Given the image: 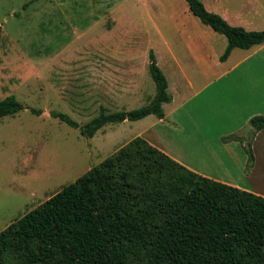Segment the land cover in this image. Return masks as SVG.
Listing matches in <instances>:
<instances>
[{"label": "rangeland", "instance_id": "374dc122", "mask_svg": "<svg viewBox=\"0 0 264 264\" xmlns=\"http://www.w3.org/2000/svg\"><path fill=\"white\" fill-rule=\"evenodd\" d=\"M200 1L209 5L210 0ZM233 1L222 8L249 12L256 31H264V0ZM203 31L213 32L188 11L185 0H0V100L14 96L24 107L0 117V232L142 130L139 122L124 121L86 138L51 112L83 126L101 109L114 113L144 107L155 95L150 52L171 84L169 94L176 93L174 77L183 78L180 68L197 89L212 78L211 72L240 56L236 50L221 61L227 47L221 37L223 43H213L207 52L213 57L196 62L200 53L185 36ZM187 86L181 83L174 103L190 96Z\"/></svg>", "mask_w": 264, "mask_h": 264}, {"label": "trees", "instance_id": "16d2710c", "mask_svg": "<svg viewBox=\"0 0 264 264\" xmlns=\"http://www.w3.org/2000/svg\"><path fill=\"white\" fill-rule=\"evenodd\" d=\"M203 25L223 35L227 47L264 44V31L232 26L200 0H185ZM153 99L133 111L99 114L83 126L68 115L50 116L92 138L103 126L164 117L168 84L149 54ZM24 107L14 96L0 100V117ZM34 115L41 111L30 109ZM264 130L252 117L238 142L254 157L251 142ZM0 264H264V197L201 176L141 137H135L73 183L0 232Z\"/></svg>", "mask_w": 264, "mask_h": 264}, {"label": "crops", "instance_id": "0c3cea01", "mask_svg": "<svg viewBox=\"0 0 264 264\" xmlns=\"http://www.w3.org/2000/svg\"><path fill=\"white\" fill-rule=\"evenodd\" d=\"M232 1L210 0L209 5L202 3L208 11L220 15L230 25L242 27L246 31H256L258 28L253 26L249 12L222 8L224 2ZM242 2L253 4L257 0ZM251 13L256 15L257 11ZM186 35L185 40L200 53L196 62L198 60L202 64L213 57L207 54L212 50L213 43H223L221 37H224L214 31L211 34L203 31L195 37L190 33ZM209 43L211 48L206 49ZM236 50L240 51V56L229 66L211 72L209 76L212 75V78L197 89L193 87L194 84L185 81L184 70L180 68L183 78L174 77L172 86L176 93H168L171 102L162 106L164 117L158 119L149 115L135 121L142 125V130L136 137L145 139L201 176L264 197V130L258 131L251 142L254 160L249 168L247 155L238 142L221 141L230 135H242L252 117L264 116V44L248 50L233 49L230 55ZM215 65L219 64L215 62ZM201 70L199 72H205L202 68ZM181 83L189 85L187 87L192 93L174 103L181 96ZM167 84L168 91L171 87L168 79ZM118 89L123 88L118 86ZM131 90L130 84H127L125 91L129 93ZM167 104H170L168 110L164 109ZM236 174H240V177L236 178Z\"/></svg>", "mask_w": 264, "mask_h": 264}]
</instances>
